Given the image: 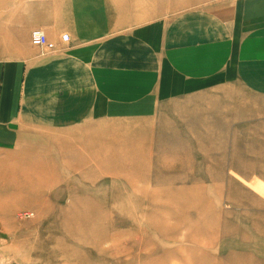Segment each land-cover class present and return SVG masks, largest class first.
<instances>
[{
    "label": "rangeland",
    "instance_id": "1",
    "mask_svg": "<svg viewBox=\"0 0 264 264\" xmlns=\"http://www.w3.org/2000/svg\"><path fill=\"white\" fill-rule=\"evenodd\" d=\"M73 1L0 0V43H7L8 21L19 46L16 30L28 19L54 40L57 17L66 21ZM93 1L102 5L95 9H108L112 29L100 32L105 36L216 0H123L132 18L121 23L117 2ZM90 36L77 31L70 42L37 55L42 62L58 48L98 43H86ZM0 46L1 95L6 58ZM209 87L203 97L160 101L152 124L142 125L150 129L146 136L113 129L106 147L86 156L57 157L50 132L35 131L39 140L30 130L8 133L9 118L0 116V264H264V132L254 123L237 134L218 125L212 111L228 102L214 103L222 91ZM139 117L145 116L108 119L121 128ZM59 210L83 223L68 226Z\"/></svg>",
    "mask_w": 264,
    "mask_h": 264
},
{
    "label": "crops",
    "instance_id": "2",
    "mask_svg": "<svg viewBox=\"0 0 264 264\" xmlns=\"http://www.w3.org/2000/svg\"><path fill=\"white\" fill-rule=\"evenodd\" d=\"M114 2L119 10L117 23L130 20L132 13L123 0ZM97 3L73 1L66 21L57 17L49 36L56 46L61 33L66 32L70 42L81 31L96 36L86 43L98 39L97 46L58 48V55L42 62L39 48L30 42V31L43 26L31 19L23 22L16 30L23 41L18 46L12 40L15 27L4 22L7 43L0 44L8 65H4L0 116L9 118L5 132L30 130L38 140L35 131L50 132L57 141L52 147V153L59 152L57 157L66 152L86 156L106 147L110 130L146 136L144 131L150 129L142 125L152 124L150 117L156 116L160 101L187 93L203 97L209 86L222 91L214 94V103L228 102L212 111L218 125L237 134L254 123L264 132V0H216L184 9L166 21L151 18L105 36L100 32L112 29L109 12L95 9ZM153 11L154 7L149 13ZM87 116L94 118L73 124ZM109 116L145 117L126 120L127 125L118 128Z\"/></svg>",
    "mask_w": 264,
    "mask_h": 264
},
{
    "label": "built area",
    "instance_id": "3",
    "mask_svg": "<svg viewBox=\"0 0 264 264\" xmlns=\"http://www.w3.org/2000/svg\"><path fill=\"white\" fill-rule=\"evenodd\" d=\"M61 40L64 42L69 41V35L65 32L60 35ZM30 42L32 45L37 46L39 48V55H46L49 52H52L55 49V42L49 40L44 33V31L40 28H33L30 31Z\"/></svg>",
    "mask_w": 264,
    "mask_h": 264
},
{
    "label": "bare ground",
    "instance_id": "4",
    "mask_svg": "<svg viewBox=\"0 0 264 264\" xmlns=\"http://www.w3.org/2000/svg\"><path fill=\"white\" fill-rule=\"evenodd\" d=\"M114 1V0H113ZM155 9V8H154ZM157 12V11H156ZM54 171V167L52 168V172ZM54 173V172H53ZM51 175H53V174H51ZM58 180V179H57ZM56 180V181H57ZM44 201L46 202V200L44 199ZM45 205H48L49 206V204L46 202L45 203ZM66 211H68V210H66ZM59 212V213H58ZM57 213L59 214V221H61L62 220V222H68V226L69 225H74V224H76V225H79L80 223H83V222H81V219L78 217V216H76V215H70V217H66V212H64V211H61V210H59ZM83 220V219H82Z\"/></svg>",
    "mask_w": 264,
    "mask_h": 264
}]
</instances>
